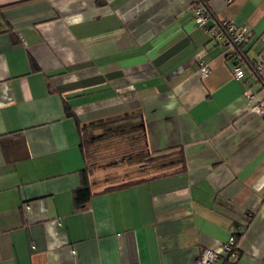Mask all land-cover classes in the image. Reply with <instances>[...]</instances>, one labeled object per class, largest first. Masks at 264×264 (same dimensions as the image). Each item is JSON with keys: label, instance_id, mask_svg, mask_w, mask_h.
Wrapping results in <instances>:
<instances>
[{"label": "crops", "instance_id": "obj_1", "mask_svg": "<svg viewBox=\"0 0 264 264\" xmlns=\"http://www.w3.org/2000/svg\"><path fill=\"white\" fill-rule=\"evenodd\" d=\"M193 0H0V264H196L239 228L264 264V100L244 62L195 25ZM208 27L250 28L237 47L264 81V0H208ZM209 67L208 75L201 72ZM74 113L119 116L148 153L183 148V173L108 192L84 209ZM130 118V119H129Z\"/></svg>", "mask_w": 264, "mask_h": 264}, {"label": "trees", "instance_id": "obj_2", "mask_svg": "<svg viewBox=\"0 0 264 264\" xmlns=\"http://www.w3.org/2000/svg\"><path fill=\"white\" fill-rule=\"evenodd\" d=\"M240 55L243 57V61L249 66L251 71H253L255 75L258 77V82L261 83L262 91H264V81L260 77L255 64L251 62L243 52H241ZM68 115L70 117H73L76 122L81 138L82 153L86 161V167L82 171V184L74 192V203L77 209L80 210V209H84L87 206V204L89 203V201L93 196V188L96 186L95 185L96 183L91 181L90 174L87 169V161H88L87 153L88 150L91 148V146H93L95 140V138L92 136V133H94L95 131H101L100 138L105 139L110 134H112L111 136H115V135L122 136L128 133L139 132L140 135L139 138H141V143L139 145H141L145 137V131H143L139 125L128 120L127 115L119 116L115 118H109L106 120H99L89 124L81 123V121L77 118V116L71 111L68 112ZM139 145L136 146V149H134L131 154L138 153L139 156L143 157L142 163L146 166H149V168H155L156 166H159L160 170L165 169V172L159 175H155L153 176V178L165 177L167 175H175L186 171L187 165H186V159L183 148H172L164 152L149 154L148 148H146L144 145L143 146L142 145L139 146ZM169 169H173V170L169 172L166 171ZM138 176L139 177H137L135 180H133L134 178L130 177L128 181H125L120 185L108 187L104 189L105 190L104 192H108L110 190L120 187H129V186L137 185L146 182L148 180L147 178H151V177H144L142 175H138ZM241 234L237 235V241H238V237ZM222 264H234V263L231 260H226Z\"/></svg>", "mask_w": 264, "mask_h": 264}, {"label": "rangeland", "instance_id": "obj_3", "mask_svg": "<svg viewBox=\"0 0 264 264\" xmlns=\"http://www.w3.org/2000/svg\"><path fill=\"white\" fill-rule=\"evenodd\" d=\"M256 69L260 72V65H258ZM250 91L254 96V99L250 101V103L254 104L252 110L256 114V108L263 103L264 100L256 101L255 94L252 90ZM100 134L101 131L92 133L95 140L93 146H91L87 153V169L91 181L96 183V190H103L111 186L120 185L128 181L130 177L135 180L139 177L138 175L152 177L165 172V169L160 170L159 166L149 168V166L144 165L142 163L143 157L139 156L138 153L131 154L132 151L136 149V146L141 143L139 132L128 133L122 136H111L112 134H110L105 139L100 138ZM171 170L173 169L166 171L169 172Z\"/></svg>", "mask_w": 264, "mask_h": 264}, {"label": "built area", "instance_id": "obj_4", "mask_svg": "<svg viewBox=\"0 0 264 264\" xmlns=\"http://www.w3.org/2000/svg\"><path fill=\"white\" fill-rule=\"evenodd\" d=\"M231 1V0H230ZM191 9L194 14L195 25L200 27L204 32L208 33L212 40L222 47H229L234 52V67L232 69L233 77L238 82H243L245 74L243 71V57L236 51L237 47L243 45L250 38V28L248 26H238L232 21H224L213 27H208L210 11L208 8V0H193ZM201 72L208 75L210 69L207 65L202 64ZM246 99L250 102L254 98L250 90L245 92ZM256 114L264 118V102L256 108ZM243 232V228H239L231 236L229 241L223 245L222 254L215 251L205 249L196 260V264H222L226 260L236 262L240 258V252L237 247V235Z\"/></svg>", "mask_w": 264, "mask_h": 264}]
</instances>
